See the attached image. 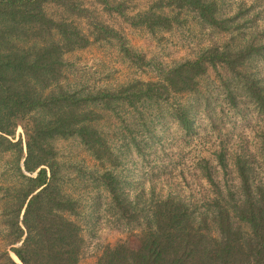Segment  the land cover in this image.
<instances>
[{"label": "trees", "instance_id": "trees-1", "mask_svg": "<svg viewBox=\"0 0 264 264\" xmlns=\"http://www.w3.org/2000/svg\"><path fill=\"white\" fill-rule=\"evenodd\" d=\"M98 1L108 6V0ZM175 3L196 8L211 25H226L212 0H172L167 5ZM52 4L62 8L61 15L49 12ZM113 9L121 11L120 6ZM153 9L128 19L150 30L170 29L174 17ZM88 16L78 0H0V154L15 152L20 172V180L7 187L9 244L0 253L3 264H21L19 259L22 264L81 263L86 239L77 220L80 202L64 188L55 142L77 136L96 159L116 165L97 125L103 118L97 105L114 112L117 102L133 104L156 93L193 92L199 78L218 63L234 72L255 54L264 61L263 33L258 42L238 49L207 48L196 59L170 68L163 81H137L117 92L82 95L65 88L61 79L65 53L93 41L73 18ZM92 34L95 40L119 36L116 29L97 21ZM123 50L137 62L144 59L125 44ZM241 76L264 114L263 80L247 72ZM19 127L23 135H18ZM238 169L239 191L230 189L225 195L224 189L218 190L201 205L167 196L143 213L106 167L101 178L115 205L124 216L143 222L138 247L127 241L108 245L97 264H264V182L254 184L249 167L241 162ZM206 175L213 181L209 172Z\"/></svg>", "mask_w": 264, "mask_h": 264}, {"label": "rangeland", "instance_id": "rangeland-1", "mask_svg": "<svg viewBox=\"0 0 264 264\" xmlns=\"http://www.w3.org/2000/svg\"><path fill=\"white\" fill-rule=\"evenodd\" d=\"M78 1L90 16L73 18L93 41L65 53L61 83L82 95L117 92L137 81H163L170 68L196 59L207 48L238 49L258 42L264 33V0H212L216 15L227 20L224 29L209 24L191 5H167L172 0H108L110 7L98 0ZM152 8L173 16V26L150 30L129 21ZM47 9L55 16L63 12L53 4ZM96 21L113 27L119 36L95 40ZM123 44L144 59L137 62L129 57ZM245 72L264 82V61L255 54L234 72L218 63L199 78L193 92L156 93L133 104L117 102L114 112L97 105L95 110L103 114L97 125L116 165L96 159L77 136L56 140L62 183L80 202L77 220L86 239L80 264H97L108 245L121 241L140 245L143 219L131 220L115 205L101 178L106 167L143 213L167 196L201 205L218 190L224 189L225 195L230 189L239 191L238 162L249 167L254 184L264 182V114L247 93L241 76ZM17 133L23 135V129L19 127ZM19 180L16 153L0 154V253L9 244L7 187Z\"/></svg>", "mask_w": 264, "mask_h": 264}, {"label": "water", "instance_id": "water-1", "mask_svg": "<svg viewBox=\"0 0 264 264\" xmlns=\"http://www.w3.org/2000/svg\"><path fill=\"white\" fill-rule=\"evenodd\" d=\"M18 261V260H17ZM18 262H20L21 264H22V262L20 261V259H19V261Z\"/></svg>", "mask_w": 264, "mask_h": 264}, {"label": "bare ground", "instance_id": "bare-ground-1", "mask_svg": "<svg viewBox=\"0 0 264 264\" xmlns=\"http://www.w3.org/2000/svg\"><path fill=\"white\" fill-rule=\"evenodd\" d=\"M16 257V256H15ZM16 260H18V258L16 257Z\"/></svg>", "mask_w": 264, "mask_h": 264}]
</instances>
